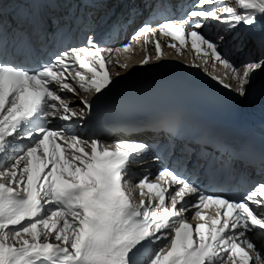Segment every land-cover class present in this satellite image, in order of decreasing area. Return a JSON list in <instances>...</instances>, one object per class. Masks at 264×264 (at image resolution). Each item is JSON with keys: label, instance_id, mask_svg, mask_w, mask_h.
I'll return each mask as SVG.
<instances>
[{"label": "snow or ice", "instance_id": "6c2138e0", "mask_svg": "<svg viewBox=\"0 0 264 264\" xmlns=\"http://www.w3.org/2000/svg\"><path fill=\"white\" fill-rule=\"evenodd\" d=\"M260 19L264 0H194L183 22L164 17L137 31L135 42L143 36L155 50L139 63L160 60L164 46L177 54L190 47L193 63L220 64L236 87L214 79L243 96L264 70V38L238 68L219 50L224 37L202 30L210 20L234 31ZM158 36L171 39L162 46ZM132 47L102 49L89 37L43 63L0 53V264H264V182L235 198L202 192L168 168L154 180L138 177L132 165L147 145L67 129L91 115L82 93L100 94L114 82L108 66L128 67L111 54ZM52 120L65 127L52 128ZM188 211L201 222L193 226Z\"/></svg>", "mask_w": 264, "mask_h": 264}, {"label": "bare ground", "instance_id": "6f19581e", "mask_svg": "<svg viewBox=\"0 0 264 264\" xmlns=\"http://www.w3.org/2000/svg\"><path fill=\"white\" fill-rule=\"evenodd\" d=\"M229 3H231V0H229ZM141 2H140V6L137 8L141 14L140 17H142V13L143 10L141 8ZM132 9H134V7H136V2L133 3V6H131ZM134 15L132 18L136 19L138 17V15L133 11L132 12ZM126 21L127 19L124 21L123 24L126 25ZM205 25H208L210 27V31L212 34H217L219 36H223L224 39L222 41H216L218 43L219 46V50L222 54V56H224L225 58L229 59L231 62H233L238 68L240 67L241 63L245 61L246 57L249 55V52H255L256 51V46H254V44L250 41V38L246 35H244L243 33H241L240 31H237L236 29L234 31H228L226 30L223 26L219 25L217 22L215 21H207L205 23ZM130 27L126 25L125 28V32L123 33V37L126 36V34L129 32ZM122 38V35L118 33L117 37L115 38L114 42V49H119V44L117 45V42ZM135 38L136 36L133 37L132 40V52H113L112 55H114L115 57H117L121 63H125L128 65L127 68H115L114 70L119 73V75H126L127 73L131 72V70L138 68V67H142L140 65V61L143 59L144 56V50L142 48V46L138 43L135 42ZM245 50V51H243ZM172 54H174L173 50H167L166 51V58H172V59H176L179 63L184 62L185 60H187V56L185 54H176L175 56H172ZM154 60L151 61V65L156 64L155 62L153 63ZM148 65V64H147ZM204 66L211 71L212 73H215L217 76H219L220 78H223L227 83L231 84L234 88L236 87V82L234 80H232L229 77L225 78L224 73L226 71V69L223 68V66L221 65H217L216 67L213 68L212 64H207ZM146 67V64H145ZM264 73V70H258L251 79V82L246 86V94L243 96H247L250 88L254 85L255 80L257 77L261 76ZM135 140H139L142 139V137H134ZM106 140L108 141L109 138H106ZM127 140H130V137H128Z\"/></svg>", "mask_w": 264, "mask_h": 264}, {"label": "rangeland", "instance_id": "374dc122", "mask_svg": "<svg viewBox=\"0 0 264 264\" xmlns=\"http://www.w3.org/2000/svg\"><path fill=\"white\" fill-rule=\"evenodd\" d=\"M128 36H129V34H127L126 37L124 38V40L120 41L118 44L123 43L128 38ZM243 51H245V50H243Z\"/></svg>", "mask_w": 264, "mask_h": 264}]
</instances>
